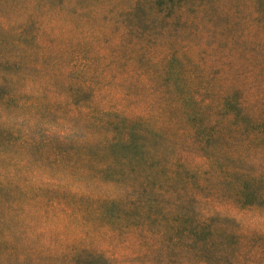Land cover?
I'll list each match as a JSON object with an SVG mask.
<instances>
[{
	"label": "trees",
	"instance_id": "trees-1",
	"mask_svg": "<svg viewBox=\"0 0 264 264\" xmlns=\"http://www.w3.org/2000/svg\"><path fill=\"white\" fill-rule=\"evenodd\" d=\"M221 2L0 19L2 264H264L218 210H264V165L240 164L264 155V0L238 33Z\"/></svg>",
	"mask_w": 264,
	"mask_h": 264
},
{
	"label": "rangeland",
	"instance_id": "rangeland-1",
	"mask_svg": "<svg viewBox=\"0 0 264 264\" xmlns=\"http://www.w3.org/2000/svg\"><path fill=\"white\" fill-rule=\"evenodd\" d=\"M243 1L244 0H222L220 6L224 9V11H228V16L222 17L218 21V25L224 26L228 23L238 21L240 24L235 23L234 30L232 29L231 33H238L242 30V27L245 26V22L250 21L251 19L249 9L243 4ZM38 4L39 0H0V19H7L12 22H23L27 20L38 21V18H40V5ZM37 7H39V9ZM74 61L75 60L70 59L71 63H74ZM259 62L262 61L260 58H257V66L260 64ZM237 153L238 156H235L236 158L242 156L241 149L237 150ZM240 164L241 166L248 168H253L258 164L264 165V155L250 154L241 160ZM30 175L32 177L35 176L33 174ZM30 175L15 171V176L21 179H30ZM218 210L220 212L221 219H224L223 223L225 231L236 235L232 240L226 241L228 244L227 247L230 246L229 248H236L237 250L240 249L238 250V253L241 255L246 257L248 254H251L256 257L255 259L263 261L264 210L241 209L231 202H221ZM65 232H67L65 233V237H69L70 231L66 230ZM232 255L234 254L232 253ZM3 260L4 257L0 254V264L3 263ZM241 262L246 264V261Z\"/></svg>",
	"mask_w": 264,
	"mask_h": 264
}]
</instances>
